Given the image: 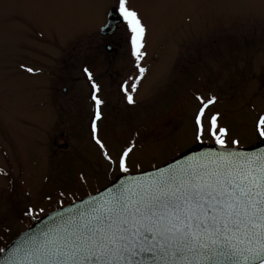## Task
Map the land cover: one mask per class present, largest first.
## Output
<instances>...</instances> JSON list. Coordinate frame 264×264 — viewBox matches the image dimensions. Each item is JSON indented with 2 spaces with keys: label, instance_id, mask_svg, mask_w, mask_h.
Segmentation results:
<instances>
[{
  "label": "rangeland",
  "instance_id": "rangeland-1",
  "mask_svg": "<svg viewBox=\"0 0 264 264\" xmlns=\"http://www.w3.org/2000/svg\"><path fill=\"white\" fill-rule=\"evenodd\" d=\"M111 2L0 0V249L28 228L40 209L67 203L103 180L89 168L86 184H79L84 161L78 158L87 150L102 158L92 142L78 136L87 124L81 114L89 93L84 67L105 87L108 132L130 134L125 111L132 123L151 122L157 131L148 147L134 150L132 170L160 165L197 145L195 94L218 97L208 115L221 113L230 148L234 138L239 147L262 139L254 122L264 114V0H129L146 27L140 63L148 76L140 84L143 95L127 106L113 88L138 72L130 41L123 29L105 38L98 28ZM119 36L122 48L114 55L106 46ZM56 103H66L64 119L59 114L57 120ZM60 131L71 135L67 148L54 139ZM114 134L104 140L112 152L132 141L122 147ZM30 207L35 214L25 215Z\"/></svg>",
  "mask_w": 264,
  "mask_h": 264
},
{
  "label": "snow or ice",
  "instance_id": "snow-or-ice-1",
  "mask_svg": "<svg viewBox=\"0 0 264 264\" xmlns=\"http://www.w3.org/2000/svg\"><path fill=\"white\" fill-rule=\"evenodd\" d=\"M110 11L130 33L138 82L146 71L140 63L146 27L129 0H113ZM25 70L34 72L31 67ZM83 72L95 106L92 140L109 168L128 174V179L109 187L99 199L85 201L83 209L42 233L31 246L17 249L9 264H264V150H240L235 138L229 148L230 129L221 124V113L208 115L218 97L195 94L199 107L192 129L195 144L211 141L216 148L192 151L171 166L131 175L136 141L115 157L109 152L98 128L104 104L101 86L89 68ZM121 88L128 104H134L127 83ZM136 89L133 83L131 91ZM254 131L264 138V114L257 116ZM35 211L30 207L25 215Z\"/></svg>",
  "mask_w": 264,
  "mask_h": 264
},
{
  "label": "flooded vegetation",
  "instance_id": "flooded-vegetation-1",
  "mask_svg": "<svg viewBox=\"0 0 264 264\" xmlns=\"http://www.w3.org/2000/svg\"><path fill=\"white\" fill-rule=\"evenodd\" d=\"M111 6H112V2L109 4V6H107L106 17H104V20L102 21V23H100L101 25H99V27H98L99 31H100V35L102 37H105V38L114 37V35L116 33L121 32V30L123 29V31H124L123 34L125 33V36H126L125 40H127V37H128V39L130 41V33L128 31H126V28H125L126 26L123 24V22L121 21V19H120V17L118 15H117V18L120 20V22L115 24L114 29L111 32H105V34L102 33V28H104L106 26L107 22H108L109 15H110V12H111L110 11ZM119 37H120V41L119 42L112 41L110 43V45L106 46V50L109 51V52L111 51L110 53H113L114 55H117L118 54L117 52H120L121 48H122V45H120V44H122V37L121 36H119ZM145 73H148V70H146ZM145 73L143 75V78L140 79L138 82L136 81L135 78L140 75L139 74V70H138L136 75L135 74L126 75L124 77V80L121 81L124 84H125V82L127 83L129 93L133 96L135 103H137V101H136L137 97L139 98V96L143 95V94H140L139 92H141V90H142V86H141L142 83L147 79V76H148V74L145 75ZM93 75H94V78H95L96 82L101 86V92L99 93V95H100L101 99L104 100V104L101 106L102 119L100 121H98L99 136L104 141L106 135L111 134L113 136L115 131L114 130H110L109 132L107 131V124H108L107 122H108L109 115L107 113L108 101H106L105 96L103 95V93L105 92V87L100 84L99 80L97 79V75H95V74H93ZM85 77H86V75H85ZM133 83H137V89H136L135 92L131 91V86H132ZM88 86H89V93L86 96H84V98L86 99L87 108H86L85 113H81L82 115H86L87 124L86 123L83 124V127H85V129H83V131H85V133H83L84 135H78V136H81L86 141V143L92 142V144L96 147V150L99 151L98 153H100V155L102 156L100 149L98 148V146L92 140V133H91L90 125H91V121H92L93 116H94L95 106H94V102L91 100L92 89H91L90 83H89ZM62 91L66 92V88L63 87ZM113 91H114V93L120 95V97L122 99H126V96H125L124 92L122 91L121 86H118L117 88L114 87ZM123 103L126 106L128 104L127 100H126V102L124 101ZM135 103H134V105H135ZM41 104L42 103H37V107H35V108H37L38 110H42L43 108L40 107ZM65 104L66 103L57 105V103H56V109L58 111L57 112L58 115H56L57 120L60 118L59 114H60L61 117H63V119H64V116L68 114V112H69L68 108L63 107ZM33 111H36V110H33ZM122 114H124L126 116V119L125 118L124 119L128 123H130V124H127V126H126L127 129L130 131V134L126 135L125 133H120L119 132L120 135H118L117 131H116V133L114 135L120 136L121 143L123 142L121 146L123 147L125 145L126 141L135 140L137 149H139L141 147L140 145H142L141 149H145L146 147H148V145L150 144L149 141H151L152 139H154L157 136V131H156V133H154V130L153 131L151 130V125H153V124L150 122V124L148 126L146 125L145 127H141V126H139V124L137 125L136 122L132 123L133 119L130 118V116L132 117L131 112L125 111V113H122ZM65 119H69V118H65ZM35 126H38V124H36ZM152 132H153L154 135L152 134ZM70 136L71 135H69L67 133H63V131H60L58 133V135H56L54 137V139H55V141L60 139L59 140L60 144L64 145V147L67 148L69 146V142L67 140L70 138ZM39 137H41V136L39 135ZM141 140H142L143 144L140 143ZM88 148H89V146H88ZM111 149L108 147V150L111 153H113L114 157H115L121 151L122 148L119 149L117 152H112ZM86 150L87 149L85 147L84 151H86ZM86 152H87V154L86 155H82L81 159H80V157L78 158V160L84 161L83 162L84 166H81L80 168L77 167L78 170H80L79 174H78V176L80 178L79 184H86L84 182L86 180V177H87L86 169H89V168L91 170L96 171V173L98 172L101 175V177L103 178V180L102 179L97 180L95 183H93V186H91L93 188L92 189H88L86 192L83 191L82 195H80V196H72L71 198H68L67 203L62 204L61 201H60L59 203L54 204L53 207L51 206L50 208L44 210L42 213H37L35 219L41 217L42 215L46 214L47 212H50V211L55 210L57 208L66 206L68 204H71V203H73L75 201H78V200H80L82 198H85V197L97 192L98 190H100V189L106 187L107 185H109L115 179V177L117 175L121 174L119 172V169H115V170L110 169L107 161L104 160L103 156H102V158L96 159L95 156L92 154V152L90 150H87ZM157 166H159V165H156V166H153V167H150V168H138L136 170L130 169V173H137V172L149 170V169L155 168ZM82 176H83V179L81 178Z\"/></svg>",
  "mask_w": 264,
  "mask_h": 264
},
{
  "label": "water",
  "instance_id": "water-1",
  "mask_svg": "<svg viewBox=\"0 0 264 264\" xmlns=\"http://www.w3.org/2000/svg\"><path fill=\"white\" fill-rule=\"evenodd\" d=\"M120 22L117 18V14L115 12H110L108 22L104 28H102V33L111 32L114 29L116 23ZM216 145H194L188 150L184 151L183 153L179 154L178 156L174 157L173 159L169 160L165 164H162L156 168L146 170L143 172L138 173H130L131 175H141L144 173H149L154 171L157 168L171 166L174 163L181 162L183 159H186L187 154H190L192 151H201L206 150L208 148H216ZM240 150L248 151V152H259L264 150V139L259 141L258 143L245 147L240 148ZM128 174H120L118 175L114 181L103 188L102 190L86 197L81 200H78L72 204L67 206L61 207L56 209L52 212H49L42 216L41 218L37 219L33 222L22 234H20L16 239H14L4 250V252L0 253V264H9L10 258L16 252L17 249L27 248L31 246L34 239H39L42 233L47 232L51 229L56 228L58 225L70 219L78 209H83L85 207V201H88L92 198L99 199L101 194H104L109 187L118 185L121 181L127 180ZM258 264V262H257Z\"/></svg>",
  "mask_w": 264,
  "mask_h": 264
}]
</instances>
